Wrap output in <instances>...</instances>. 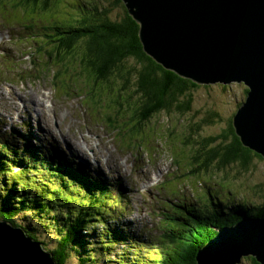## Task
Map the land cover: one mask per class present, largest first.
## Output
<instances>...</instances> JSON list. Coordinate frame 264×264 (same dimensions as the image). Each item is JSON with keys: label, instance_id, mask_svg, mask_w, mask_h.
<instances>
[{"label": "rangeland", "instance_id": "rangeland-1", "mask_svg": "<svg viewBox=\"0 0 264 264\" xmlns=\"http://www.w3.org/2000/svg\"><path fill=\"white\" fill-rule=\"evenodd\" d=\"M93 3L112 20L123 10L112 0H52L47 9L40 2L0 0V120L7 131L27 123L25 129L37 141L61 146L92 171L103 172L109 182L121 181L130 200L126 218L149 239L147 244L157 242L161 213L167 212L162 209L165 204L172 208L173 203H182L194 210L205 207L209 200L219 206L222 201L227 208L264 205V157L254 156L246 168L238 162L219 167L215 157L207 169L195 170L212 147L229 140L221 135L246 97L244 83L198 84L188 91L192 98L188 111L158 112L133 134L129 124L123 123L127 118H115L111 110L117 108L115 103L123 102L129 115L132 107L125 96L131 90H123L118 99V78L110 77L114 81L110 92L105 81L94 82L81 71L84 48L79 47L80 42L75 52L64 55L63 51L61 59L48 55L57 43H46L42 27L53 22L74 23L93 13ZM130 58L127 67L138 69ZM136 98L128 100L134 107ZM41 100L46 101L44 109ZM109 117L116 123L111 124ZM205 138L216 140L205 144ZM16 220L29 226L35 223L24 210H19ZM42 222L34 231L50 253L58 235ZM87 253H91L87 244L76 246L66 264H114L105 249L100 257L92 255L93 259ZM241 264L252 262L244 257Z\"/></svg>", "mask_w": 264, "mask_h": 264}, {"label": "trees", "instance_id": "trees-1", "mask_svg": "<svg viewBox=\"0 0 264 264\" xmlns=\"http://www.w3.org/2000/svg\"><path fill=\"white\" fill-rule=\"evenodd\" d=\"M31 2H40L47 9L52 0H19V3ZM112 2L123 9L118 19H110L105 10L102 12V8L93 3L90 5L93 13L74 23L53 22L42 29L47 44L57 43L48 51L49 56L61 59L63 51L64 55L75 52L80 42L79 47L84 48L80 57L81 71L92 76L94 82L105 81L110 92L114 83L110 77L118 78V99L123 90H131L125 101L131 105L132 112L126 113L129 107L124 109L123 102H114L117 108L111 110L115 118H127L123 123L129 124L128 130L135 134L143 121H149L158 112L188 111L192 104L188 91L198 84L165 69L148 56L139 40L138 23L122 0ZM130 57L134 58L138 69L127 67ZM134 95L138 103L135 107L128 101ZM122 111L124 114L120 116ZM113 118H108L111 124L116 123ZM230 120L228 129L221 135L229 140L212 147L195 170L207 169L215 157H218L219 167L238 162L246 168L254 156H260L241 143ZM26 124L12 126L7 131L0 120V220L20 227L40 244L35 232L37 224L43 219V225L52 226L54 234L58 235L57 244L50 251L55 264H66L71 251L84 244L91 251L87 257H100L105 249L104 254L112 257L114 264H196L197 252L218 229L246 216L264 217V205L257 203L256 206L237 204L227 208L222 201L223 206H219V202L209 200L205 207L195 210L182 203H173L172 208L165 204L162 209L167 212L161 213L163 221H159L161 232L157 242L147 244L149 239L126 218L130 200L121 181L109 182L103 172L92 171L61 146L37 141L35 134L25 129ZM212 140L216 138H205L203 143ZM19 210L34 217V226L16 222ZM39 217H42L40 221Z\"/></svg>", "mask_w": 264, "mask_h": 264}, {"label": "water", "instance_id": "water-1", "mask_svg": "<svg viewBox=\"0 0 264 264\" xmlns=\"http://www.w3.org/2000/svg\"><path fill=\"white\" fill-rule=\"evenodd\" d=\"M138 23L144 52L196 84L244 83L232 117L241 143L264 157V0H122ZM264 264V217L218 229L196 264ZM0 264H55L20 227L0 220Z\"/></svg>", "mask_w": 264, "mask_h": 264}, {"label": "flooded vegetation", "instance_id": "flooded-vegetation-1", "mask_svg": "<svg viewBox=\"0 0 264 264\" xmlns=\"http://www.w3.org/2000/svg\"><path fill=\"white\" fill-rule=\"evenodd\" d=\"M244 257H247V258L252 262V264H256V263H258V262H257L253 257H251V256H244ZM244 257L241 258L239 264H241V261L244 259ZM258 264H260V263H258Z\"/></svg>", "mask_w": 264, "mask_h": 264}, {"label": "bare ground", "instance_id": "bare-ground-1", "mask_svg": "<svg viewBox=\"0 0 264 264\" xmlns=\"http://www.w3.org/2000/svg\"><path fill=\"white\" fill-rule=\"evenodd\" d=\"M72 95V94H71ZM245 100V99H244ZM40 102V101H39ZM45 102L46 101H44V100H41V107H42V109H44V108H46L47 107V105L45 104ZM32 107V106H31ZM37 110V109H36ZM51 120V119H50ZM47 121V120H46ZM233 123V122H232ZM50 125V124H49ZM51 129V128H50ZM100 157V156H99ZM98 159V158H97ZM100 159V158H99Z\"/></svg>", "mask_w": 264, "mask_h": 264}]
</instances>
